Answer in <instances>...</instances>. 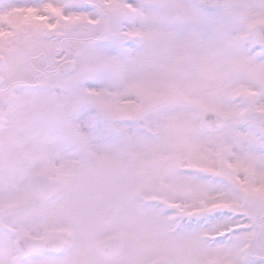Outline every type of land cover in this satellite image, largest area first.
<instances>
[{
    "label": "snow or ice",
    "instance_id": "1",
    "mask_svg": "<svg viewBox=\"0 0 264 264\" xmlns=\"http://www.w3.org/2000/svg\"><path fill=\"white\" fill-rule=\"evenodd\" d=\"M0 264H264V0H0Z\"/></svg>",
    "mask_w": 264,
    "mask_h": 264
}]
</instances>
